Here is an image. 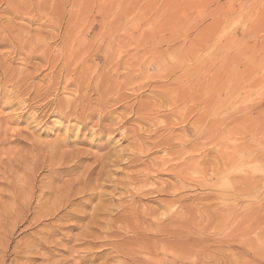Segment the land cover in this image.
I'll return each mask as SVG.
<instances>
[{
    "label": "rangeland",
    "instance_id": "374dc122",
    "mask_svg": "<svg viewBox=\"0 0 264 264\" xmlns=\"http://www.w3.org/2000/svg\"><path fill=\"white\" fill-rule=\"evenodd\" d=\"M0 64V264H264V0H0Z\"/></svg>",
    "mask_w": 264,
    "mask_h": 264
},
{
    "label": "bare ground",
    "instance_id": "6f19581e",
    "mask_svg": "<svg viewBox=\"0 0 264 264\" xmlns=\"http://www.w3.org/2000/svg\"><path fill=\"white\" fill-rule=\"evenodd\" d=\"M11 5H12V4H11ZM24 10H25V9H24ZM42 10H43V9H42ZM23 12H24V11H23ZM49 22H50V21H49ZM55 25H56V24H55ZM36 30H37V29H36ZM22 34H23V33H22ZM75 34H76V33H75ZM53 35H54V34H53ZM55 36H56V35H55ZM82 36H83V35H82ZM71 37H72V36H71ZM48 38H49V37H48ZM80 38H81V37H80ZM29 40H30V39H29ZM49 40H50V39H49ZM75 40H76V39H75ZM31 41H32V40H31ZM20 42H21V41H20ZM78 42H79V41H78ZM24 43H25V42H24ZM29 43H30V42H29ZM79 43H80V42H79ZM8 44H9V43H8ZM28 46H30V45H28ZM41 47H42V46H41ZM78 47H79V46H78ZM78 47H77V49H78ZM47 48H48V47H47ZM75 49H76V48H75ZM75 49H74V51H75ZM20 51H21V50H20ZM32 51H33V50H32ZM19 53H20V52H19ZM56 53H57V52H56ZM73 53H74V52H73ZM29 54H31V53H29ZM24 56H25V55H24ZM51 56H52V55H51ZM67 56H68V55H67ZM47 57H48V56H47ZM70 57H71V56H70ZM68 59H69V58H68ZM39 61H40V60H39ZM65 61H66V60H65ZM80 61H81V60H80ZM6 64H7V63H6ZM0 65H1V64H0ZM42 65H43V64H42ZM72 65H73V64H72ZM75 65H76V64H75ZM3 66H4V65H3ZM5 66H6V65H5ZM52 66H54V65H52ZM93 66H94V65H93ZM2 68H3V67H2ZM42 68H43V67H42ZM77 68H78V67H77ZM20 69H21V68H20ZM60 70H61V69H60ZM7 71H8V70H7ZM7 71H6V73H7ZM179 71H180V70H179ZM4 73H5V72H4ZM4 73H2V74L4 75ZM18 73H19V72H18ZM2 74H1V75H2ZM16 75H17V74H16ZM18 75H19V74H18ZM20 75H21V74H20ZM86 75H87V74H86ZM5 76H6V75H5ZM78 77H79V76H78ZM9 78H10V77H9ZM16 78H17V77H16ZM89 78H90V77H89ZM89 78H88V79H89ZM4 79H5V78H4ZM108 80H109V79H108ZM5 81H6V80H5ZM67 81H68V80H67ZM4 83H5V82H4ZM45 83H46V82H45ZM46 84H47V83H46ZM55 84H56V83H55ZM4 85H6V83H5ZM55 86H56V85H55ZM78 87H79V86H78ZM45 88H46V87H45ZM48 88H49V86H48ZM52 88H53V86H52ZM49 89H50V88H49ZM52 90H53V89H52ZM77 90H79V89H77ZM45 91H49V90H47V88H46V89L44 90V92H45ZM83 91H84V90H83ZM114 92H115V91H114ZM37 93H38V91H37ZM47 93H48V92H47ZM49 93H50V91H49ZM24 94H25V93H24ZM45 94H46V93H45ZM46 95H47V94H46ZM24 96H25V95H24ZM37 96H38V95H37ZM39 96H40V94H39ZM47 96H48V95H47ZM74 96H75V95H74ZM36 98H37V97H35V100H36ZM40 98H41V97H39V100H40ZM48 98H49V97H48ZM79 98H81V97H79ZM37 99H38V98H37ZM45 99H46V97H45L44 95H42V99H41V100L43 101L42 103H44ZM33 100H34V99H33ZM39 100H38V101H39ZM30 101H31V100H30ZM21 102H22V101H21ZM51 102H52V101H50V103H46L45 105H44V104H43V105L41 104L40 107H43V108H44V107H47L48 105L52 106L53 103H51ZM61 102H62V101H61ZM19 103H20V102H19ZM40 103H41V101H40ZM55 103H56V102H55ZM69 103H70V102H69ZM22 104H23V103H22ZM56 104H57V103H56ZM67 104H68V101H67V103H64V101H63V103H62V105H64V106H67ZM24 105H25V104H24ZM24 105H23V106H24ZM28 105H30V104H28ZM5 106H6V105H5ZM55 106H58V107H59V104H57V105H55ZM64 106H63V107H64ZM0 107H1V106H0ZM37 107H38V106H37ZM75 107H76V106H75ZM22 108H23V107H22ZM60 108H62V106H61ZM60 108H59V109H60ZM73 108H74V107H73ZM20 109H21V108H20ZM32 109H33V108H32ZM39 109H40V108H39ZM86 109H87V107H86ZM63 110H64V109H63ZM65 110H66V109H65ZM75 110H76V109H75ZM79 110H80V109H79ZM66 111H67V110H66ZM69 112H70V111H69ZM72 112H73V111H72ZM72 112H71L69 115H67L66 113L62 112V109H61L60 111H58V114L60 113V114H62V116L64 115L65 118H66L65 120L71 118V117H69V116H71V115L74 116L73 118L76 119V120H78L79 122H80V120L83 119V117H82V115L84 114L83 112H82V113L79 112V114H78L77 112H75V113H74V112L72 113ZM99 113H100V112H99ZM85 115H86V114H85ZM88 115H89V114H88ZM57 116H58V115H57ZM14 118H15V117H14ZM62 118H63V117H62ZM81 118H82V119H81ZM74 119H73V120H74ZM84 119H85V118H84ZM84 119H83V121H84ZM8 120H9V119H8ZM115 126H116V125H115ZM20 139H21V138H20ZM33 139H34V138H33ZM36 141H38V140H36ZM39 141H40V140H39ZM54 142H55V141H54ZM62 143H63V142H62ZM45 145H46V144H45ZM63 145H64V144H63ZM38 146H39V150H37V148H38L37 145H36L37 148L34 147V145H32V148H31V149H32V151H37V152L39 151L38 154L40 153V151H41V152H42V151L45 152L47 158H50V159H48V161H46V163H48L49 160L51 161L53 158H56V159H57V157L62 156V154L64 155V153H62V151H60V149H61V147H62V144H61V143H56V144H51V143H50L48 146H46V148H45V147L43 148V146L40 147V145H38ZM65 146H66V145H65ZM65 146H64V147H65ZM42 149H43V150H42ZM62 149H63V148H62ZM59 151H60L62 154H60ZM15 152H16V151H15ZM43 152H42V153H43ZM12 153H13V152H12ZM34 153H35V152H34ZM42 153H40V154H42ZM45 153H43L42 156H44ZM58 153L60 154V156H58ZM77 153H79V152L77 151L76 154L73 153L74 156H75V155H79V154H77ZM40 154H39V155H40ZM70 154H71V156L73 157V154H72V153H70ZM70 154H69V155H70ZM80 154H81V152H80ZM25 155H28V154L26 153ZM65 155H66V153H65ZM69 155H68V156L66 155V157H69V158H70ZM36 156H37V155H36ZM56 156H57V157H56ZM80 156H81V155H80ZM80 156H78V157L75 156V157H77L76 159H74V158H70V159H67V158H66V159H65V158H63V156H62L61 158H63V161H62V162H65V160H68L67 162H69L70 160L73 162L72 159H74L75 161H77V159H78ZM8 157H9V156H8ZM11 157H12V156H11ZM34 157H35V155H34ZM4 158H5V157H4ZM45 158H46V157H45ZM83 158H84V157H83ZM29 159H30V158H29ZM34 159H35V158H34ZM36 159H37V157H36ZM38 159H39V158H38ZM8 160H9V159H8ZM54 160H55V159H53L52 162H53ZM58 160L61 161L60 158H58ZM30 161H31V160H30ZM42 161H44V159H42ZM42 161L40 160L39 162H42ZM56 161H57V160H56ZM78 161H79V159H78ZM78 161H77L76 163H78ZM5 162H6V161H5ZM15 162H16V161H15ZM33 162H34V161H33ZM36 162H37V161H36ZM36 162H34V163H36ZM54 162H55V161H54ZM54 162H53V163H54ZM57 162H58V161H57ZM62 162H61V163H62ZM72 162H71V163H72ZM12 163H13V162H12ZM31 163H32V162H31ZM31 163H30V165H31ZM46 163H45V165H46ZM69 163H70V162H69ZM58 164H59V162H58ZM58 164H56V165L58 166ZM73 164H75V162H74ZM79 164H80V162H79ZM50 165H51V162H50V164L48 165V167H51ZM52 165H53V164H52ZM56 165L54 164L53 169L56 167ZM60 165H61V167H62V164H60ZM70 165H71V164H70ZM70 165H69V166H70ZM77 165H78V164H77ZM77 165H76V166H77ZM25 166H26V165H24L23 167H25ZM27 166H29V165H27ZM43 166H44V165H43ZM65 166H67V164H66ZM65 166H63V167L65 168ZM73 166H74V165H73ZM73 166H71V167L73 168ZM45 167H46V166H45ZM45 167H44V168H45ZM61 167H60V166L58 167L59 171H58V170H55V171H58V172L60 173V171H61L60 168H61ZM67 167H68V166H67ZM71 167H70V168H71ZM4 168H5V167H4ZM15 168H16V167H15ZM17 168H18V167H17ZM29 168H31V167H29ZM51 168H52V167H51ZM74 168H76V167L74 166ZM77 168H78V167H77ZM6 169H7V168H6ZM31 169H33V167H32ZM39 169H40V168H39ZM46 169H47V168H46ZM53 169H52V171H53ZM55 169H57V168H55ZM62 169H63V168H62ZM25 170L27 171L28 168L26 169V167H25ZM63 170H64V169H63ZM63 170H62V171H63ZM65 170H66V169H65ZM68 170H69V169H68ZM14 171H15V170H14ZM83 171H87V169L85 168V170H83ZM11 172H12V171H11ZM11 172H10V171L7 172V177H6V178L3 176V177H4L3 179L6 180V182H7V189H6V192L11 193V195L13 194V195H12V198H14V197L16 198V195H17L18 192H19V193H22V195L26 194V196H24V197H20V198L17 197V199H12V198H11L13 201H16V200H18V199H20V201H21V200L23 201V199L27 197V193L24 192V190H25V189H30V185H31L30 183H31V181H32L31 178H33V177L31 176V178H28L31 174H30V175L28 174L29 176L27 177V176H25L26 174L24 173L25 175L23 174V176H21V177L18 176V178H16V180H15V181H18L19 185H16V184L14 183V181H13V184H10V182H9L8 179H10V177H11V178L13 177V173H11ZM15 172H16V171H15ZM17 172H18V170H17ZM23 172H24V171H23ZM34 172H35V171H34ZM88 172H89V171H88ZM4 173H5V172H4ZM55 173H57V172H55ZM1 174H2V173H1ZM61 174H62V172H61ZM63 174H64V173H63ZM79 174H80V173H79ZM83 174H85V173H83ZM111 174H112V173H111ZM33 175L35 176L34 173H33ZM14 176H15V175H14ZM75 176H76V175H75ZM81 176H82V175H81ZM77 177H79V176H77ZM14 178H15V177H14ZM33 180H34V178H33ZM79 180H80V181H79ZM79 180H75V179H74V181H76V182L78 181L77 183L75 182L76 184H78V183L81 184V185H80V188H79V185H78V186L76 185L77 188L74 186V187L76 188L75 190H73V188L71 187V188H72L71 190H68V191H67V190L65 189V192H61V190H60L61 193H58L59 191L56 192V191H51V190H50V191H51L50 194L53 195V192H56L58 196H57V199H56V198H55V199H56L57 201H59V203H61V205H62V204H63V205L65 204L64 206H66V207H68V206L72 207V206H74L75 204L78 205L79 203L82 204V202L75 203V201H76L75 199H76V197H77L78 195L80 196V199H79V200L83 201L84 203L87 202V201H89L90 199L93 200L92 197H93V193H94V192L91 193L90 190H89V189H91V187H90L91 185H89L90 183H88V177H87V181H86L85 178H83V176H82V178L79 177ZM131 180H132V179H131ZM133 180H135V179H133ZM10 181H12V180H10ZM125 181H126V180H125ZM1 182H2V181H1ZM132 182H133V181H132ZM73 184H74V183H73ZM69 185H70V184H69ZM71 185H72V184H71ZM71 185H70V186H71ZM116 185H117V183H116ZM47 186H50V185H47ZM31 187H32V186H31ZM89 187H90V188H89ZM118 187H119V186H118ZM36 188H37V186H36ZM40 188H41V187H40ZM45 188H46V186H45ZM45 188L42 187V189H45ZM49 188H50V189H54V188L56 189L55 186H54V188H52L51 186H50ZM58 188H59V187H58ZM31 189H32V188H31ZM38 189H39V188H38ZM62 189H63V188H62ZM98 189H99V188H98ZM127 189H128V188H127ZM34 190L36 191L35 188H34ZM34 190H31L32 193H33ZM47 190H48V189H47ZM91 190H92V189H91ZM94 190H95V189H94ZM28 191H29V190H28ZM40 191H41V189H40ZM45 191H46V190H45ZM48 191H49V190H48ZM139 191H140V190H139ZM154 192H155V191H154ZM37 193H38V192H37ZM56 193H54V195H55ZM28 194L30 195V191H29ZM34 194H35V193H34ZM37 195H38V194H37ZM42 195H44V190L40 192V196H39V199H40V200H39V201H41V199H43V198H42ZM47 195H49V194H47ZM97 195H98V194H97ZM145 195H146V193H145ZM145 195H144V196H145ZM0 196H1V194H0ZM75 196H76V197H75ZM98 196H100V194H99ZM49 197H52V196H49ZM142 197H143V196H142ZM9 198H10V197H9ZM29 198H30V196L27 197V201H26V199H25V201H26L25 203H26V204H25V205L23 204L24 206L27 205ZM95 198H97V197H95ZM95 198H94V199H95ZM132 198H133V197L131 196V200H132ZM140 198H141V196H140ZM48 199H49V198H48ZM50 199H51V198H50ZM50 199H49V200H50ZM55 199L52 198L51 200L56 201ZM113 199H114V198H113ZM37 200H38V199H37ZM37 200H36V203H37ZM46 200H47V198H46ZM114 200H115V199H114ZM13 201H12V203H13ZM18 201H19V200H18ZM18 201H17V202H18ZM30 201H31V200H30ZM30 201H29V202H30ZM44 201H45V200H44ZM9 202H10V201H9ZM90 202H91V201H90ZM122 202H124V201H122ZM39 203H40V202H39ZM39 203H38V204H39ZM59 203H58V207H57V206H56L57 204L54 202V204H55V206H56V207L53 206L54 208H53V207L50 208V207L52 206V204H51V205H49V204L44 205V204L41 203V207H40L39 210H41L42 212H44V214L46 213L47 215H49V216L51 217V215H54L56 212H58V210H59V208H60V207H59V205H60ZM74 203H75V204H74ZM88 203H89V202H88ZM132 203H133V202H132ZM180 203H181V202H180ZM28 204H29V203H28ZM54 204H53V205H54ZM97 204H98V203H97ZM123 204H124V203H123ZM1 205H2V204H1ZM12 205H14V204H12ZM17 205H18V204H17ZM29 205H30V204H29ZM29 205H28V207H29ZM47 205H48L49 208H50V212H49V208L46 209V208H47ZM61 205H60V206H61ZM63 205H62V206H63ZM24 206H23V207H24ZM36 206H37V205H35V207H36ZM62 206H61V207H62ZM64 206H63V207H64ZM108 206H109V205H108ZM38 207H39V205H38ZM44 207H46V208H45L46 211L48 210L47 212L43 210ZM81 207H83V205H81ZM93 207H94V206H93ZM120 207H121V206H120ZM139 207H140V206H139ZM4 208H6V207H4ZM10 208H11V207H10ZM26 208H27V207H26ZM26 208L24 207V209H26ZM64 208H65V207H64ZM116 208H117V207H116ZM133 208H135V207H133ZM33 209H35V208H33ZM36 209H37V208H36ZM65 209H66V208H65ZM108 209H109V208H108ZM117 209H118V208H117ZM13 210H14V212L12 211V212H11V213H12L11 215L13 216V218H14L16 221H17V219H19V221H23V220H25V219H23V218H24V215H25L26 213L24 212L25 214H24V213L22 214V211H23L22 208H21V210H19V209L17 210V207H14V206H13ZM30 210H31V209H30ZM104 210H105V209H104ZM115 210H116V209H115ZM9 211H10V210H9ZM34 211H36V210H34ZM41 211H40V212H41ZM63 211H64V210H63ZM101 211H102V210H101ZM127 211H128V210H127ZM127 211L125 210L126 214H127ZM139 211H140V210H139ZM48 212H49V213H48ZM59 212H60V211H59ZM104 212H105V211H104ZM119 212H121V211L119 210ZM151 212H152V211H151ZM4 213H5V212H4ZM6 213H7V211H6ZM6 213H5V214H6ZM27 213H30V212L28 211ZM105 213H106V212H105ZM116 213H117V212H116ZM133 213H134V212L129 213V211H128V214H130V215H132ZM21 214H22V215H21ZM34 214H36V213H34ZM37 214H38V213H37ZM46 214H45V216H46ZM83 214H84V213H83ZM108 214H109V213H108ZM128 214H127V215H128ZM146 214H147V213H146ZM151 214H152V213H151ZM20 215H21V216H20ZM42 215H43V214L41 213V215H39V217L41 216V217H44V218H47V217L50 218L49 216H46V217H45L44 215H43V216H42ZM63 215H64V214H63ZM63 215H62V216H63ZM66 215H67V213H66ZM90 215H91V214H90ZM118 215H119V214H118ZM121 215H122V214H120V216H121ZM12 216H10V214H9V217H11V219H12ZM73 216H74V215H73ZM135 216H136V215H135ZM151 216H152V215H151ZM41 217H40V218H41ZM57 217H58V216H57ZM35 218H36V216H35ZM54 218L56 219V217H54ZM63 218H65V217H63ZM103 218H104V217H103ZM103 218H102V219H103ZM154 218H155V216H154ZM156 218H157V217H156ZM81 219H82V218H81ZM15 220H14V221H15ZM56 220H57V219H56ZM107 220H108V219H107ZM132 220H133V219H132ZM158 220H159V219H158ZM91 221H92V220H91ZM96 221H99V220L97 219ZM118 221H119V220H118ZM138 221H139V220H138ZM155 221H156V220H155ZM93 222H94V221H93ZM93 222H92V223H93ZM133 222H134V220H133ZM132 225H134V224H132ZM137 225H138V224H137ZM167 225H168V224H167ZM94 226H95V225H94ZM111 226H112V225H111ZM86 228H87V227H86ZM111 228H112V227H111ZM117 228H118V227H117ZM153 228H155V227H153ZM127 229H128V228H127ZM131 229H132V228H131ZM142 229H144V227H143ZM128 230H129V229H128ZM136 230H137V228H136ZM139 230H140V229H139ZM154 230H156V229H154ZM129 231H130V230H129ZM129 231H128V232H129ZM142 231H143V230H142ZM148 231H149V230H148ZM86 232H87V231H86ZM103 232H104V231H103ZM105 232H106V230H105ZM134 232L136 233V231H134ZM138 232H139V231H138ZM140 232H141V231H140ZM106 233H107V232H106ZM117 233H118V232H117ZM129 233H130V232H129ZM132 233H133V232H132ZM142 233H143V232H142ZM142 233H138V234H142ZM102 234H103V233H102ZM136 234H137V233H136ZM136 234H135V235H136ZM131 235H134V233L131 234ZM146 235H148V234H145V236H146ZM136 236H137V235H136ZM136 236H133V237H136ZM162 236H163V235H162ZM102 237H103V236H102ZM107 237H108V236H107ZM107 237H106V238H107ZM130 237H132V236H130ZM130 237H128V238H130ZM153 237L156 238V237H158V236L155 237V235H154ZM159 237H161V236H159ZM163 237H164V236H163ZM83 238H84V237H83ZM124 238H125V237H124ZM137 238H138V237H136V239H135V238H132V240L130 239L131 243H130V242H128V243H129L130 245H132V246H133V245H139V244H141V243H142V239H141V238H140V239H137ZM147 238H148V237H147ZM149 238H151V237H149ZM164 238H165V237H164ZM77 239H78V238H77ZM134 239H135V240H134ZM174 239L176 240V237H174ZM177 239H178V238H177ZM85 240H86V239H85ZM125 240H126V238H125ZM127 240H129V239H127ZM171 240H172V239H171ZM143 241H144V240H143ZM150 241H151V239H150ZM86 242H87V241H86ZM98 243H100V242H98ZM102 243H103V242H102ZM104 243H105V242H104ZM120 243H121V242H120ZM182 243H183V242H182ZM113 244H114V243H113ZM161 244H162V243H161ZM101 245H103V244H101ZM109 245H110V244H109ZM111 245H112V244H111ZM116 245H117V244H116ZM130 245H128V247H129ZM142 245L145 246V243H142ZM103 246H104V245H103ZM112 246H113V245H112ZM122 246H125V245H122ZM140 246H141V245H140ZM44 247H45V246H44ZM99 247H100V246H99ZM135 247H138V246H135ZM141 247H142V246H141ZM25 248H26L27 250H30L29 246H26ZM119 248H120L119 246H118L117 248L114 247V249H116V250H114V249H112V250H113V251H117V249H119ZM123 248H126V247H123ZM143 248H144V247H143ZM31 249H32V247H31ZM106 249H107V248H106ZM110 249H111V248H110ZM145 249H146V248H145ZM32 250H33V249H32ZM104 250H105V249H104ZM119 250H120V249H119ZM90 251H91V250H90ZM122 251H127V250H123V249H122ZM135 251H136V250H135ZM171 251H172V249H171ZM181 251H182V250H181ZM119 252H121V251H119ZM140 252H141V251H140ZM114 253H115V252H114ZM117 253H118V252H117ZM122 253H123V252H122ZM115 254H116V253H115ZM120 254H121V253H120ZM131 254H132V253H131ZM139 254H140V253H139ZM86 255H87V254H86ZM117 255H119V254H117ZM191 255H192V254H191ZM122 256H123V255H122ZM124 256H125V254H124ZM130 256H131V255H130V253H129V255H127V257L129 258ZM176 256H177V255H176ZM93 257H94V256H93ZM118 257H120V256H118ZM132 257H133V256H131V258H132ZM91 258H92V257H91ZM123 258H124V257H123ZM140 258H141V257H140ZM175 258H176V257H175ZM133 259H134V257H133ZM133 259H132V260H133ZM135 259H136V258H135ZM135 259H134V260H135ZM105 260H106V259H105ZM126 260H127V259H126ZM128 260H129V259H128ZM134 260H133V261L130 260V263H129V264H134V263L136 262V261H134ZM102 262H103V261H102ZM102 262H101V263H102ZM106 262H107V261H106ZM128 262H129V261H128ZM88 263H89V262H88ZM103 263H104V262H103ZM139 263H140V262H139ZM174 263H175V262H174ZM174 263L172 262L171 264H174ZM176 263H177V262H176ZM25 264H26V263H25ZM111 264H112V263H111ZM136 264H137V262H136ZM141 264H142V263H141ZM180 264H181V263H180Z\"/></svg>",
    "mask_w": 264,
    "mask_h": 264
}]
</instances>
